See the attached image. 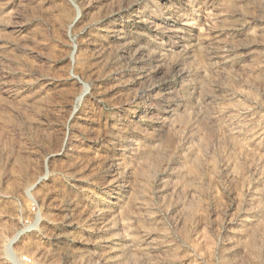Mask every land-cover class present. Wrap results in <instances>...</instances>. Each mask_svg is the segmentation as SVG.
Wrapping results in <instances>:
<instances>
[{"label":"rangeland","instance_id":"obj_1","mask_svg":"<svg viewBox=\"0 0 264 264\" xmlns=\"http://www.w3.org/2000/svg\"><path fill=\"white\" fill-rule=\"evenodd\" d=\"M0 264H264V0H0Z\"/></svg>","mask_w":264,"mask_h":264},{"label":"built area","instance_id":"obj_2","mask_svg":"<svg viewBox=\"0 0 264 264\" xmlns=\"http://www.w3.org/2000/svg\"><path fill=\"white\" fill-rule=\"evenodd\" d=\"M26 260V259H25Z\"/></svg>","mask_w":264,"mask_h":264}]
</instances>
